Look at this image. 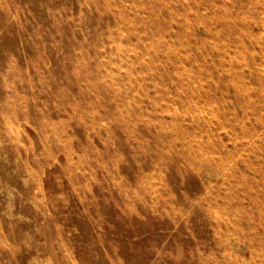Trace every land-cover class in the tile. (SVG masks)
Segmentation results:
<instances>
[{
    "label": "rangeland",
    "instance_id": "rangeland-1",
    "mask_svg": "<svg viewBox=\"0 0 264 264\" xmlns=\"http://www.w3.org/2000/svg\"><path fill=\"white\" fill-rule=\"evenodd\" d=\"M0 264H264V0H0Z\"/></svg>",
    "mask_w": 264,
    "mask_h": 264
},
{
    "label": "bare ground",
    "instance_id": "bare-ground-1",
    "mask_svg": "<svg viewBox=\"0 0 264 264\" xmlns=\"http://www.w3.org/2000/svg\"><path fill=\"white\" fill-rule=\"evenodd\" d=\"M128 44V43H127ZM125 68V67H124ZM142 69V68H141ZM222 96V95H221Z\"/></svg>",
    "mask_w": 264,
    "mask_h": 264
}]
</instances>
